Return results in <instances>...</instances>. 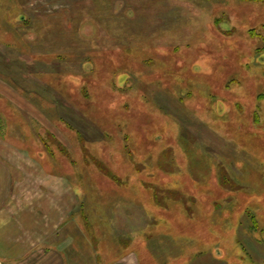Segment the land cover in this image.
<instances>
[{
	"label": "rangeland",
	"instance_id": "rangeland-1",
	"mask_svg": "<svg viewBox=\"0 0 264 264\" xmlns=\"http://www.w3.org/2000/svg\"><path fill=\"white\" fill-rule=\"evenodd\" d=\"M0 142L79 264H264V0H0Z\"/></svg>",
	"mask_w": 264,
	"mask_h": 264
},
{
	"label": "crops",
	"instance_id": "crops-1",
	"mask_svg": "<svg viewBox=\"0 0 264 264\" xmlns=\"http://www.w3.org/2000/svg\"><path fill=\"white\" fill-rule=\"evenodd\" d=\"M18 156L0 142V264H79L73 257V200L66 183L56 194V181L35 178L26 171L33 165L24 164L22 153L19 163Z\"/></svg>",
	"mask_w": 264,
	"mask_h": 264
}]
</instances>
